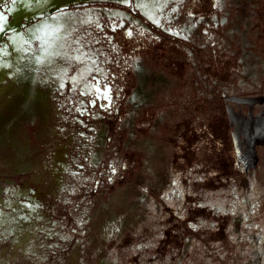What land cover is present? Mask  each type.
Returning a JSON list of instances; mask_svg holds the SVG:
<instances>
[{
  "label": "rangeland",
  "instance_id": "rangeland-1",
  "mask_svg": "<svg viewBox=\"0 0 264 264\" xmlns=\"http://www.w3.org/2000/svg\"><path fill=\"white\" fill-rule=\"evenodd\" d=\"M59 1L0 0V264H264V0Z\"/></svg>",
  "mask_w": 264,
  "mask_h": 264
},
{
  "label": "trees",
  "instance_id": "trees-1",
  "mask_svg": "<svg viewBox=\"0 0 264 264\" xmlns=\"http://www.w3.org/2000/svg\"><path fill=\"white\" fill-rule=\"evenodd\" d=\"M200 134L197 130H191V136L186 140L189 143L185 147L189 166H193L194 163L203 164L207 171H212L215 175L208 182V186L212 188L216 186L217 181H230L236 178L239 171L236 167L235 169L231 167L236 163V148L224 107L223 114L209 122L202 132V137ZM206 137L208 143L201 144ZM175 162L177 163V158Z\"/></svg>",
  "mask_w": 264,
  "mask_h": 264
},
{
  "label": "bare ground",
  "instance_id": "bare-ground-1",
  "mask_svg": "<svg viewBox=\"0 0 264 264\" xmlns=\"http://www.w3.org/2000/svg\"><path fill=\"white\" fill-rule=\"evenodd\" d=\"M54 1H58V0H44V2L46 3V5L48 4V6H50V4H52ZM61 1V0H60ZM60 1L58 2V4L60 3ZM55 24V23H54ZM51 27V26H50ZM54 27V26H53ZM55 29V28H54ZM53 29V30H54ZM55 33L54 31H50V32H47V30L44 28L41 30V39L46 41L45 42V45L46 47L45 48H42V52L38 55V59H44L45 62H48L49 59H51V57L54 55L57 49V46H58V38L60 37L57 36L56 34H53ZM39 34V33H38ZM63 36V35H62ZM13 45H14V48L18 49L17 45H16V42L14 41L13 42ZM23 47V46H22ZM38 51V50H37ZM21 53V52H20ZM56 56V55H55ZM36 58V57H35ZM41 61V60H40ZM51 61V60H50ZM7 62V61H6ZM21 62V61H20ZM33 62V61H32ZM29 63V62H28ZM42 63V61H41ZM10 66L12 65V63H8ZM14 64V63H13ZM2 65V64H1ZM22 65V64H21ZM49 66V65H47ZM8 65L7 64H3V69H7ZM21 67V66H20ZM13 69V68H11ZM16 76V75H15ZM20 76V75H19ZM11 78H14V74H13V77ZM18 78V77H17ZM2 96V95H1ZM18 100V99H16ZM23 102L22 104H24V107L25 109H28V110H31L32 111H35V103H34V97H30L28 98L27 100H24L22 99Z\"/></svg>",
  "mask_w": 264,
  "mask_h": 264
},
{
  "label": "flooded vegetation",
  "instance_id": "flooded-vegetation-1",
  "mask_svg": "<svg viewBox=\"0 0 264 264\" xmlns=\"http://www.w3.org/2000/svg\"><path fill=\"white\" fill-rule=\"evenodd\" d=\"M63 1H70V0H61L60 2H63ZM34 37H36V36H34ZM45 42H46V41L43 40L42 48H45V47H46ZM26 110H28V109H26ZM28 111H30V110H28ZM235 148H236V146H235ZM236 152H237V151H236Z\"/></svg>",
  "mask_w": 264,
  "mask_h": 264
},
{
  "label": "snow or ice",
  "instance_id": "snow-or-ice-1",
  "mask_svg": "<svg viewBox=\"0 0 264 264\" xmlns=\"http://www.w3.org/2000/svg\"><path fill=\"white\" fill-rule=\"evenodd\" d=\"M4 17L2 15H0V22H3L4 21ZM0 27H2V24H0Z\"/></svg>",
  "mask_w": 264,
  "mask_h": 264
}]
</instances>
